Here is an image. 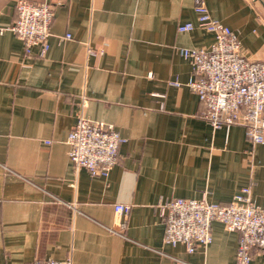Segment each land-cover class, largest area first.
Here are the masks:
<instances>
[{
    "label": "crops",
    "instance_id": "0c3cea01",
    "mask_svg": "<svg viewBox=\"0 0 264 264\" xmlns=\"http://www.w3.org/2000/svg\"><path fill=\"white\" fill-rule=\"evenodd\" d=\"M30 1L55 5L45 56L11 30L16 0H0V264H235L240 235L220 221L195 252L163 240L168 199L229 204L250 186L264 207V143L241 125L214 128L187 85L193 66L179 48H209L215 35L179 26L196 24L203 2L247 58L264 61V0ZM84 95L85 115L125 138L107 177L75 170L68 155Z\"/></svg>",
    "mask_w": 264,
    "mask_h": 264
},
{
    "label": "built area",
    "instance_id": "2783aa9c",
    "mask_svg": "<svg viewBox=\"0 0 264 264\" xmlns=\"http://www.w3.org/2000/svg\"><path fill=\"white\" fill-rule=\"evenodd\" d=\"M15 7L18 15L11 30L23 41L27 52L38 45L40 55L45 56L50 48L55 5L48 1L16 0ZM195 10L197 23L187 22L179 30L190 31L198 26L212 32L215 41L209 48L181 47L179 52L193 66L187 85L206 107L202 116L214 128L244 126L251 142L264 143V61L247 58L236 33L213 18L206 4L199 2ZM171 83L181 84L177 79ZM87 101L82 96L76 124L67 137L68 155L75 170L84 168L93 176L107 177L119 161V148L125 138L113 124L87 117L84 113ZM114 210L127 216L130 206L117 203ZM160 215L165 226L164 242L183 244L188 252L212 242L214 221L240 235L235 264H251L253 249L264 250V207L253 202L250 186L243 187L229 204L206 197L168 199L160 205ZM176 262L194 264L181 259ZM42 264L75 262L70 255L65 259L48 258Z\"/></svg>",
    "mask_w": 264,
    "mask_h": 264
},
{
    "label": "rangeland",
    "instance_id": "374dc122",
    "mask_svg": "<svg viewBox=\"0 0 264 264\" xmlns=\"http://www.w3.org/2000/svg\"><path fill=\"white\" fill-rule=\"evenodd\" d=\"M197 18H198V14H197ZM239 39V38H238ZM240 41V40H239ZM240 44H241V42H240ZM241 50H242V48H241Z\"/></svg>",
    "mask_w": 264,
    "mask_h": 264
}]
</instances>
